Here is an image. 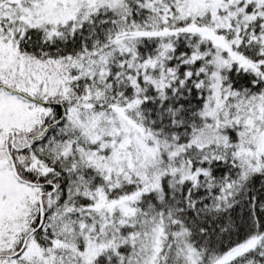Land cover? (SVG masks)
Masks as SVG:
<instances>
[{
  "label": "snow or ice",
  "instance_id": "6c2138e0",
  "mask_svg": "<svg viewBox=\"0 0 264 264\" xmlns=\"http://www.w3.org/2000/svg\"><path fill=\"white\" fill-rule=\"evenodd\" d=\"M0 264H264V0H0Z\"/></svg>",
  "mask_w": 264,
  "mask_h": 264
}]
</instances>
